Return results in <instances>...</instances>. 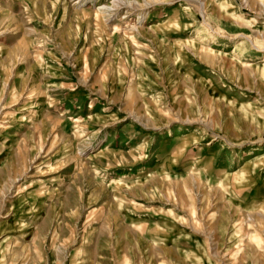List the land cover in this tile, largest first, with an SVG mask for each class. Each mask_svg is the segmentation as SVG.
<instances>
[{"label": "rangeland", "instance_id": "1", "mask_svg": "<svg viewBox=\"0 0 264 264\" xmlns=\"http://www.w3.org/2000/svg\"><path fill=\"white\" fill-rule=\"evenodd\" d=\"M0 264H264V0H0Z\"/></svg>", "mask_w": 264, "mask_h": 264}]
</instances>
